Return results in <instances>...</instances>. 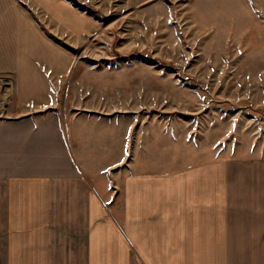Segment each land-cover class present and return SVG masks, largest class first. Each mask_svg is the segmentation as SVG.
Here are the masks:
<instances>
[{
  "label": "crops",
  "instance_id": "1",
  "mask_svg": "<svg viewBox=\"0 0 264 264\" xmlns=\"http://www.w3.org/2000/svg\"><path fill=\"white\" fill-rule=\"evenodd\" d=\"M22 1L0 0V75L14 79V116L0 119V264H264L259 157L128 172L122 227L108 217L63 116L35 113L57 102L90 19L65 0Z\"/></svg>",
  "mask_w": 264,
  "mask_h": 264
},
{
  "label": "rangeland",
  "instance_id": "2",
  "mask_svg": "<svg viewBox=\"0 0 264 264\" xmlns=\"http://www.w3.org/2000/svg\"><path fill=\"white\" fill-rule=\"evenodd\" d=\"M65 1L90 23L57 102L35 113L63 116L117 225L128 172L264 159V0ZM13 80L0 75L3 120Z\"/></svg>",
  "mask_w": 264,
  "mask_h": 264
}]
</instances>
